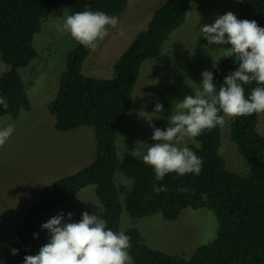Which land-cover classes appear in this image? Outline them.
Masks as SVG:
<instances>
[{"label": "trees", "instance_id": "obj_1", "mask_svg": "<svg viewBox=\"0 0 264 264\" xmlns=\"http://www.w3.org/2000/svg\"><path fill=\"white\" fill-rule=\"evenodd\" d=\"M128 0H0V61L8 71L0 73V118L16 119L31 109L18 70L26 67L37 54L34 36L41 21L57 6L68 8V15L83 11H101L119 16ZM189 0H165L152 14L147 28L137 33L129 46L112 65V77L99 79L82 75V65L90 52L75 40L74 48L63 62L53 99L46 109L54 117L57 132L89 127L94 136V158L77 172L55 180L30 202L19 220L14 238L4 249L0 264H24V257L36 255L40 222L61 204L73 199L82 189L91 188L107 228L119 233L123 212L131 220L160 214L165 221H176L184 209H206L215 220L214 238L195 248L189 258L151 248L134 228L124 230L132 247L133 264H264V136L257 130V113L226 119L228 139L246 165V171L227 168L218 153L221 127L205 130L192 139L188 148L203 161L199 175L166 174L157 181L154 170L143 162V156L131 152L117 155L115 129L132 104V93L139 71L146 60L167 70L169 56L161 54L170 34L184 22ZM239 20H254L264 28V0H239ZM238 70L235 56L223 58L210 72L219 87L225 78ZM257 86L242 85L245 98ZM156 103L163 111H155ZM147 113L157 115L149 126L161 131L172 126V109L165 100L145 104ZM223 115V113H219ZM126 180L118 183V179ZM124 178V179H123ZM167 187L159 194L153 187ZM187 189V191H178ZM206 195V198H205ZM211 217V218H212ZM17 250L12 255V250Z\"/></svg>", "mask_w": 264, "mask_h": 264}, {"label": "rangeland", "instance_id": "obj_2", "mask_svg": "<svg viewBox=\"0 0 264 264\" xmlns=\"http://www.w3.org/2000/svg\"><path fill=\"white\" fill-rule=\"evenodd\" d=\"M164 2L128 0L124 11L117 16L116 27L109 28V36L84 61L82 75L99 79L112 77L113 63L134 36L147 28L152 14ZM238 2L189 0L183 24L170 34L161 49V54L171 59L169 69L158 67L152 60H146L140 68L131 107L115 129L118 156L131 152L141 157L154 143L148 130L157 115L144 110L146 103L154 99L165 100L172 109V116L178 101L202 92L201 74L211 71L225 58L220 49H227L230 45H210L200 28L213 24L217 17L227 12L237 17ZM66 16L68 8L61 4L41 21L40 31L32 41L37 56L18 70L31 109L20 112L16 119L7 116L0 118V129L14 126L13 134L0 148V262L5 247L16 234L27 205L55 180L77 172L94 158L92 129L79 127L69 132H57L53 128L54 117L46 109L55 94L65 56L75 46L71 36L62 29L63 17ZM6 71L8 67L0 61V73ZM226 119L221 127L218 153L229 170L244 172L246 165L228 139ZM257 130L264 136V113H257ZM190 145H193V141L186 137L177 146ZM125 182V179H118V183ZM84 212L89 215L100 213L91 188L80 190L73 199L61 204L40 222L38 235L41 240L37 243L35 254L50 240L48 232L41 230L44 223L60 214H63L62 223L79 222ZM69 213L72 214L71 220L68 219ZM212 216L206 209H184L176 221H165L160 214L131 220L123 212L119 232L134 227L151 248L189 258L197 246L214 238L216 225Z\"/></svg>", "mask_w": 264, "mask_h": 264}, {"label": "clouds", "instance_id": "obj_3", "mask_svg": "<svg viewBox=\"0 0 264 264\" xmlns=\"http://www.w3.org/2000/svg\"><path fill=\"white\" fill-rule=\"evenodd\" d=\"M118 19L101 11H83L63 17L62 29L83 47L95 51L107 36L109 28H115ZM210 45L222 47V57L235 56L238 70L229 74L223 85L213 83V73L203 72L202 92L185 96L175 105L176 111L170 118L171 125L161 131L154 128L153 144L143 156L157 181L166 174L176 173L199 175L203 161L188 147H178L185 138L194 139L205 130L223 127L225 117L235 119L264 113V28L254 20H239L232 12L219 16L211 25L200 28ZM256 82L250 97L245 98L242 85ZM0 105L7 108V100L0 97ZM155 111H163L156 103ZM223 115H219V113ZM14 132V126L0 129V148ZM167 187H153L157 194L166 192ZM178 191H187L179 189ZM206 198V195H205ZM71 213L68 219L71 220ZM63 214L49 219L41 226L48 232L50 240L39 249L38 254L24 257V264H133L129 254L130 238L123 232L107 228V221L98 215L82 213L79 222L62 223ZM17 250H12L16 255Z\"/></svg>", "mask_w": 264, "mask_h": 264}]
</instances>
